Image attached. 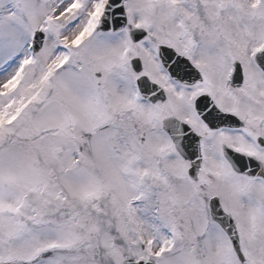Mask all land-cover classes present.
Segmentation results:
<instances>
[{
    "label": "snow or ice",
    "instance_id": "obj_1",
    "mask_svg": "<svg viewBox=\"0 0 264 264\" xmlns=\"http://www.w3.org/2000/svg\"><path fill=\"white\" fill-rule=\"evenodd\" d=\"M0 264H264V0H0Z\"/></svg>",
    "mask_w": 264,
    "mask_h": 264
}]
</instances>
